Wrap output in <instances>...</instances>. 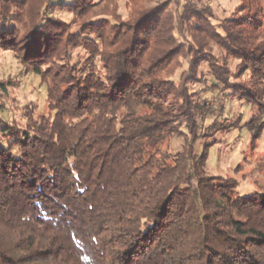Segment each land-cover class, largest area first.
Segmentation results:
<instances>
[{
    "label": "trees",
    "instance_id": "16d2710c",
    "mask_svg": "<svg viewBox=\"0 0 264 264\" xmlns=\"http://www.w3.org/2000/svg\"><path fill=\"white\" fill-rule=\"evenodd\" d=\"M125 1L0 0L10 85L45 93L0 116V264H264V191L206 170L218 132H264V0L219 26L196 0ZM221 96L256 113L221 119Z\"/></svg>",
    "mask_w": 264,
    "mask_h": 264
},
{
    "label": "rangeland",
    "instance_id": "374dc122",
    "mask_svg": "<svg viewBox=\"0 0 264 264\" xmlns=\"http://www.w3.org/2000/svg\"><path fill=\"white\" fill-rule=\"evenodd\" d=\"M165 1L166 0H141L144 6H156ZM196 1L212 7L214 13L212 22L217 26L224 20L241 13L242 0ZM118 2L121 6L120 12L127 17L129 15L128 6L130 4L125 6V0H118ZM103 7L104 5L102 4L96 6L94 15L92 14L91 17L103 16ZM56 15L69 22L74 20V16L70 13L57 12ZM213 51L220 54L216 47L213 48ZM220 55H222V52ZM83 57L74 56V61L83 59ZM17 72L12 55L0 49V80H4L6 84L4 86L5 91L0 89V108L3 105V101H5V106L10 108L7 112H1L0 116L8 114L10 119L22 123L21 121L23 120L20 114L21 111L18 110L20 109L19 107L25 106L30 101H36L40 109L43 110L45 105V93L42 88H40V90L34 88L29 80L24 81L23 77H21V83L19 82L17 85L11 86L10 79H13ZM211 99V103L216 105V99ZM221 100L226 102L225 106L227 108L225 114L221 116V119H224V117L229 119L241 118L242 123H245L256 113L255 108L240 101L238 98L221 96ZM252 141V133L246 127L220 131L214 138H209V142L212 143L213 146L210 148L209 158L206 164L207 173L211 176L237 179L239 182L237 191L242 196L264 191V171L260 170L257 166L259 162L264 161V132L255 145ZM203 145L204 144L197 145V154L203 152ZM162 146L163 150L175 153L180 150L181 141H179L178 138H173L164 142Z\"/></svg>",
    "mask_w": 264,
    "mask_h": 264
}]
</instances>
